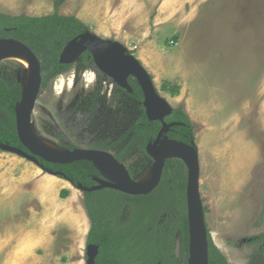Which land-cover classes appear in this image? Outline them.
<instances>
[{
	"label": "rangeland",
	"instance_id": "obj_1",
	"mask_svg": "<svg viewBox=\"0 0 264 264\" xmlns=\"http://www.w3.org/2000/svg\"><path fill=\"white\" fill-rule=\"evenodd\" d=\"M53 1L0 0V12L47 15ZM57 11L123 43L170 105L183 106L194 125L208 230L229 264H246L258 247L253 238L264 233V0H65ZM17 63L0 60V75L23 82L27 70ZM164 81L179 84V93L161 90ZM143 112L140 101L79 58L40 90L32 120L53 142L62 134L81 144L107 140L115 154ZM69 120L81 126L76 135ZM123 162L136 178L151 158L134 148ZM43 172L0 150V264H86L84 190L64 179L70 193L62 197L61 185L52 187ZM96 199L113 204L122 196L105 189ZM179 245L177 234V254Z\"/></svg>",
	"mask_w": 264,
	"mask_h": 264
},
{
	"label": "trees",
	"instance_id": "obj_2",
	"mask_svg": "<svg viewBox=\"0 0 264 264\" xmlns=\"http://www.w3.org/2000/svg\"><path fill=\"white\" fill-rule=\"evenodd\" d=\"M63 2L65 0H54V12L42 16L9 15L0 12V37H12L22 41L38 57L41 66V89L69 69L70 63L65 64L59 60L66 43L80 33L89 31L85 23L77 16L58 13L57 8ZM173 41L176 42V39ZM5 61L16 62L13 59ZM82 61L86 66L104 74L96 66L89 51L83 53ZM107 78L112 80L110 77ZM129 82L133 89L129 95L143 101V92L136 79L130 77ZM160 88L174 96L179 93L180 85L164 81ZM22 92V81L15 79L9 82L0 75V141L24 148L18 138L15 123V112L22 99ZM141 107L144 109L143 105ZM71 114L66 113V118L71 117ZM166 120L183 122L182 125L172 127L168 132L169 137L188 143L194 141V125L183 106L175 107ZM33 124L36 131L42 135L35 121ZM69 124L71 135H76L79 129L81 130V126L76 125L72 120H69ZM161 125L160 121H150L143 112L132 125L133 133L130 139L120 151L114 154L115 157L123 162L124 157L134 148L147 153L146 145L154 140ZM55 143L71 151L80 147L104 150L112 148V143L109 144L107 140L81 144L80 140L75 142L63 134ZM37 159L46 169L61 171L63 174L57 176L67 177L74 186L90 187L94 184V177H103L91 161L78 160L67 164H57L40 157ZM186 184L187 170L184 163L177 157H170L165 161L159 185L149 194L130 195L109 188L84 191V204L90 220L87 242L98 245L94 264H178L174 249V235L177 231L182 234L180 255L182 256L181 253H183V257L187 259L189 230ZM105 189L120 193L122 199L113 204L97 200L96 195ZM60 195L66 196L67 190L63 189ZM148 198L152 199L143 204L138 203ZM164 214L168 217L161 221ZM262 240H264V233L253 238V242H258V247L251 252L246 264H264ZM208 243L209 264H229L213 242L209 230Z\"/></svg>",
	"mask_w": 264,
	"mask_h": 264
},
{
	"label": "water",
	"instance_id": "obj_3",
	"mask_svg": "<svg viewBox=\"0 0 264 264\" xmlns=\"http://www.w3.org/2000/svg\"><path fill=\"white\" fill-rule=\"evenodd\" d=\"M7 47L19 49L29 60L32 66V79L27 92L26 77L23 81L22 99L15 112V123L18 138L24 148L10 145L0 141V150L20 155L52 175H62L46 169L39 163L37 157L45 161L57 164H67L78 160L93 162L104 161L111 165L122 177L123 183L119 184L107 176L95 178L96 184L91 187L81 186L84 191H95L104 188H111L130 195H146L150 193L160 182L166 159L177 157L182 160L187 168L186 184V208L189 230L188 264H209V243L208 227L204 212V203L199 191L200 159L199 151L194 143H186L181 140L169 138L166 133L174 125L181 122H166L165 117L170 115L173 107L156 88L150 73L142 65L140 60L128 51V48L117 40L107 39L96 35L91 31H84L69 40L63 47L59 60L62 63H72L78 60L81 55L89 51L93 56L97 67L121 88L132 92L128 81L134 77L143 92V106L149 120H159L162 123L161 129L152 142L146 145V151L154 160V175L147 183H137L132 178L126 166L118 161L112 153L101 149L78 148L69 150L67 154L54 153L35 145L28 137L30 126L34 127L32 112L41 90V66L36 54L22 41L12 37H0V56ZM35 128V127H34ZM98 253L96 244L86 245V264H94ZM160 264V263H159Z\"/></svg>",
	"mask_w": 264,
	"mask_h": 264
},
{
	"label": "bare ground",
	"instance_id": "obj_4",
	"mask_svg": "<svg viewBox=\"0 0 264 264\" xmlns=\"http://www.w3.org/2000/svg\"><path fill=\"white\" fill-rule=\"evenodd\" d=\"M6 59H13L23 64L26 68V75L24 82L26 80V77L28 75L27 81H26V89L25 92H27L31 79H32V66L28 60V58L17 48L14 47H7L3 50L2 55L0 56V60H6ZM28 137L29 139L38 147L54 152V153H61V154H67L69 153L68 149L66 147L60 146L56 144L55 142L47 139L46 137L42 136L40 133L36 131V129L33 126H30L28 131ZM95 165L97 168H99L109 179L116 183H123V179L120 176V174L108 163L104 161H95ZM154 164H150L149 168L145 170L140 176L136 178L137 183H147L154 175Z\"/></svg>",
	"mask_w": 264,
	"mask_h": 264
},
{
	"label": "flooded vegetation",
	"instance_id": "obj_5",
	"mask_svg": "<svg viewBox=\"0 0 264 264\" xmlns=\"http://www.w3.org/2000/svg\"><path fill=\"white\" fill-rule=\"evenodd\" d=\"M83 55V54H82ZM82 55H81V57L80 58H82ZM71 64V63H70ZM97 66V65H96ZM99 69V68H98ZM100 70V69H99ZM101 71V70H100ZM104 75L106 76V78L107 77H109V76H107L105 73H104ZM132 77V76H131ZM130 78V77H129ZM134 78V77H133ZM108 79V78H107ZM112 79V78H111ZM135 79V78H134ZM111 81H113V80H111ZM128 81H129V79H128ZM114 82V81H113ZM130 83V82H129ZM116 83L114 82V86L116 87ZM131 85V84H130ZM118 86V85H117ZM119 87V88H118ZM118 87H116V88H118L120 91H123V90H121V89H124V88H121L120 86H118ZM132 87V86H131ZM126 90V89H125ZM132 91H133V89H132ZM123 92H125V93H127L128 95H129V93H131V92H128L127 90L126 91H123ZM130 96V95H129ZM132 97V96H131ZM134 98V97H133ZM134 99H136V98H134ZM136 100H138V99H136ZM138 101H140V100H138ZM141 102V105H143L142 104V102L143 101H140ZM175 107H173V109H174ZM173 111V110H172ZM144 112H145V108H144ZM172 113V112H171ZM146 114V113H145ZM147 116V115H146ZM169 116V115H168ZM168 116H166V117H168ZM166 117H165V121L166 122H173V121H167L166 120ZM148 118V117H147ZM138 119V118H137ZM136 119V120H137ZM135 120V121H136ZM151 121V120H150ZM155 121H159V120H155ZM161 122V121H160ZM175 122H181V121H175ZM162 124V123H161ZM183 124V122H181V124H179V125H182ZM174 126H176V125H174ZM161 127H162V125H161ZM161 127H160V129H161ZM173 127V126H172ZM172 127L169 129V131L172 129ZM159 129V130H160ZM168 131V132H169ZM168 132L166 133V135L168 136ZM157 136V135H156ZM169 137V136H168ZM169 138H171V137H169ZM155 139V138H154ZM173 139H176V138H173ZM177 140H180V139H177ZM181 141H183V140H181ZM152 142V141H151ZM185 142V141H184ZM192 142V141H191ZM186 143H188V142H186ZM190 143V142H189ZM64 147V146H63ZM67 148V147H66ZM80 148H90V147H80ZM78 149V148H77ZM92 149H100V148H92ZM101 150H104V149H101ZM106 151H108V150H106ZM147 152V151H146ZM114 155V154H113ZM114 157H115V155H114ZM116 158V157H115ZM151 158V164L152 163H154V160H153V158L152 157H150ZM117 159V158H116ZM118 160V159H117ZM119 161V160H118ZM121 162V161H120ZM123 164H124V162H122ZM96 166V165H95ZM97 167V166H96ZM186 167V166H185ZM127 168V167H126ZM97 169H99V168H97ZM148 169V168H147ZM146 169V170H147ZM186 170H187V168H186ZM101 170L99 169V172H100ZM56 172H61V171H56ZM102 172V171H101ZM100 172V173H101ZM130 173V172H129ZM104 174V173H103ZM162 174H163V172H162ZM105 175V174H104ZM103 175V177L101 176V177H99V176H97V177H94V184L93 185H95L96 184V181H95V178H105V176ZM162 177V176H161ZM61 178V177H60ZM137 178V177H136ZM136 178H134V179H136ZM63 179H67V177L66 178H63ZM67 180H69V179H67ZM70 181V180H69ZM161 181V180H160ZM160 183V182H159ZM93 185H91V186H93ZM159 185V184H158ZM157 185V186H158ZM90 186V187H91ZM156 186V187H157ZM87 187V186H86ZM109 189H111V188H109ZM116 190V189H115ZM119 191V190H118ZM153 191V190H152ZM151 191V192H152ZM89 192H91V191H89ZM124 193V192H123ZM149 194V193H148ZM83 199H84V197H83ZM88 216V215H87ZM161 222V221H160ZM89 223H90V220H89ZM89 228H90V224H89ZM88 231H89V229H88ZM88 231H87V234H88ZM177 234H179L180 235V245H179V254H177L176 253V250H175V256H176V260H177V263L178 264H183V262H182V259L184 258L183 257V253H181L182 254V256L180 255V251H181V241H182V234H181V232L180 231H177L176 233H175V235H174V249H175V236L177 235ZM88 244H92V243H88L87 242V235H86V245H88ZM97 245V244H96ZM98 246V245H97ZM98 254V253H97ZM223 254V253H222ZM85 255H86V251H85ZM86 258H87V256H86ZM96 258V257H95ZM227 259V258H226ZM187 264H188V258H187Z\"/></svg>",
	"mask_w": 264,
	"mask_h": 264
},
{
	"label": "crops",
	"instance_id": "obj_6",
	"mask_svg": "<svg viewBox=\"0 0 264 264\" xmlns=\"http://www.w3.org/2000/svg\"><path fill=\"white\" fill-rule=\"evenodd\" d=\"M135 47V46H134ZM37 165V164H36ZM38 166V165H37ZM39 167V166H38ZM43 170V169H42ZM44 172H43V175L42 176H47V177H43V178H47L45 181H47L48 183H50L51 185H52V187H54V186H56V184H58V185H61L62 184V182L64 181V179L63 178H60V177H58V176H55V175H52V174H49L47 171H45V170H43ZM40 174V173H39ZM48 176L50 177V178H48ZM44 181V182H45ZM67 182V181H66ZM42 185V184H41ZM41 185L39 186V187H41ZM42 188V187H41ZM61 189H65V190H67V195L69 196V193H70V188L69 187H66V185H61ZM60 189V190H61ZM38 191V193H46V189H38L37 190ZM50 191H51V187H50ZM12 191H9L8 193H11ZM19 193H23V192H21V191H19ZM66 195V196H67ZM10 212H12V210L10 211ZM16 245L17 244H15L12 248H14V247H16ZM19 247V252H21L22 250H20V246H18ZM12 248H11V250H12ZM10 250V251H11ZM9 251V252H10ZM13 252V251H12Z\"/></svg>",
	"mask_w": 264,
	"mask_h": 264
},
{
	"label": "built area",
	"instance_id": "obj_7",
	"mask_svg": "<svg viewBox=\"0 0 264 264\" xmlns=\"http://www.w3.org/2000/svg\"><path fill=\"white\" fill-rule=\"evenodd\" d=\"M170 44H175V42L173 40L170 41Z\"/></svg>",
	"mask_w": 264,
	"mask_h": 264
}]
</instances>
